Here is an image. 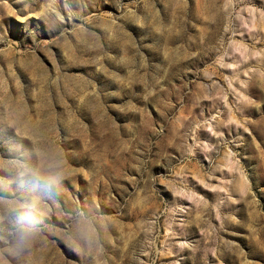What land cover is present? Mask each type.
Returning <instances> with one entry per match:
<instances>
[{
  "label": "rangeland",
  "instance_id": "1",
  "mask_svg": "<svg viewBox=\"0 0 264 264\" xmlns=\"http://www.w3.org/2000/svg\"><path fill=\"white\" fill-rule=\"evenodd\" d=\"M0 264H264V0H0Z\"/></svg>",
  "mask_w": 264,
  "mask_h": 264
}]
</instances>
